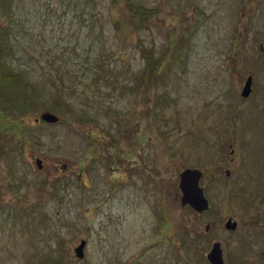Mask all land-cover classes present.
<instances>
[{
    "label": "rangeland",
    "instance_id": "rangeland-1",
    "mask_svg": "<svg viewBox=\"0 0 264 264\" xmlns=\"http://www.w3.org/2000/svg\"><path fill=\"white\" fill-rule=\"evenodd\" d=\"M10 8L26 33L11 32L1 58L23 70V87L7 97L0 85V264H211L205 252L216 239L225 264H242L223 226L239 212L235 175L217 153L230 144L264 153V0ZM8 19L0 11V27ZM142 46L159 66L152 77ZM10 98L12 112L23 104L13 116ZM44 110L58 120L40 118ZM186 166L208 173L201 213L180 203L179 189L173 199Z\"/></svg>",
    "mask_w": 264,
    "mask_h": 264
},
{
    "label": "flooded vegetation",
    "instance_id": "flooded-vegetation-1",
    "mask_svg": "<svg viewBox=\"0 0 264 264\" xmlns=\"http://www.w3.org/2000/svg\"><path fill=\"white\" fill-rule=\"evenodd\" d=\"M249 154L248 151L242 148L235 152L231 144L228 152L217 153L219 160L217 164L219 167H224V174L235 175L233 200L238 206L239 211L236 217L228 215L223 221V226L227 231H230V233L233 232L236 235V243L234 245H236V248L238 246L236 252L242 264H264V153L256 152L257 155L255 158ZM201 171L199 184L203 187L200 180L208 173L202 169ZM177 189H179L178 181L173 197L175 201L178 196ZM207 199L210 207L209 198L207 197ZM154 201L158 200L155 198ZM182 205H188L196 213H201L209 209L208 207L203 211H196L190 204ZM227 219L234 222L232 227L226 226L225 222ZM230 221L229 224L231 225L232 222ZM208 225L207 222L205 229L208 228ZM214 241L220 242L223 256L221 241L218 239L213 240L210 246ZM208 250L205 252V256Z\"/></svg>",
    "mask_w": 264,
    "mask_h": 264
},
{
    "label": "trees",
    "instance_id": "trees-1",
    "mask_svg": "<svg viewBox=\"0 0 264 264\" xmlns=\"http://www.w3.org/2000/svg\"><path fill=\"white\" fill-rule=\"evenodd\" d=\"M10 3H11V0H0V11L5 16L10 18V19H8L7 25L4 28H2L3 26L0 27V85L3 86L2 89L6 91L7 97H12V96H10V94L13 91L12 88H19L20 89L21 87H23V84L20 82L22 79L21 73L23 70L19 67L11 66V64L6 60H4V61H6L4 63L1 58L9 50L8 49V46H9L8 43H9V39H12V37H13L12 33L21 32V31L24 32V34L26 33L25 31H23L25 29L24 25L19 23V20L15 21L16 27L13 25V21L11 19L12 16H10V15H13V12H12V8H10ZM134 5L136 8V11L144 19L149 18V16H151L153 13L152 9H145L143 7V5L139 2L138 3L135 2ZM15 28H17V30H14ZM141 55H142L144 61H146V66H145L144 70L146 73L149 74L150 77H152L153 75L156 74V70L158 71V68H159V66L157 64L154 65V63L152 61V58H153L152 49L151 48H145V46H142L141 47ZM163 59H164V56L159 57L158 64H161ZM10 89H12V90L10 91ZM31 91L34 93L35 90L33 87L31 88ZM57 96H58V98H60L59 97L60 95H57ZM9 100H10V103L7 104V109L3 108L5 111H7V114H11V116H13V115H15L13 112L20 113L19 111H22L23 104L20 103L18 105L16 103L15 104L16 110H14L12 112L11 111V107H12L11 106V98ZM56 100H58V99H56Z\"/></svg>",
    "mask_w": 264,
    "mask_h": 264
},
{
    "label": "water",
    "instance_id": "water-1",
    "mask_svg": "<svg viewBox=\"0 0 264 264\" xmlns=\"http://www.w3.org/2000/svg\"><path fill=\"white\" fill-rule=\"evenodd\" d=\"M251 91V75L248 74L244 80L240 93L243 96H247ZM40 118L48 121L55 122L58 120V116L48 110H44L40 113ZM35 164L40 167L41 159L35 158ZM201 169L194 166H186L179 172L178 188L180 191L181 204H190L196 211H203L209 207L208 199L203 192V187L199 184L201 176ZM230 219L225 222L227 227L233 226L229 224ZM85 239L81 238L77 246L74 247V253L76 256L83 257V247ZM207 259L211 264H225L222 256V250L219 241H214L206 253ZM140 264V263H139Z\"/></svg>",
    "mask_w": 264,
    "mask_h": 264
}]
</instances>
